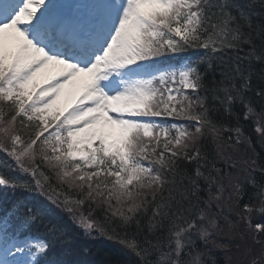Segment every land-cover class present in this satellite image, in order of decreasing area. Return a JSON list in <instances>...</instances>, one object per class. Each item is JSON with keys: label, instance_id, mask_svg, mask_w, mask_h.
Segmentation results:
<instances>
[{"label": "snow or ice", "instance_id": "obj_1", "mask_svg": "<svg viewBox=\"0 0 264 264\" xmlns=\"http://www.w3.org/2000/svg\"><path fill=\"white\" fill-rule=\"evenodd\" d=\"M256 4L264 9V0H0V153L27 177L0 172V187L33 194L0 202V264H88L69 258L51 206L89 235L106 234L97 209L135 225L142 241L114 229L108 238L138 264H207L208 244L224 264H264V220H251L264 216L255 175L264 161L240 125L253 122L264 143ZM221 110L235 124L216 120ZM245 185L258 208L239 204Z\"/></svg>", "mask_w": 264, "mask_h": 264}, {"label": "trees", "instance_id": "obj_2", "mask_svg": "<svg viewBox=\"0 0 264 264\" xmlns=\"http://www.w3.org/2000/svg\"><path fill=\"white\" fill-rule=\"evenodd\" d=\"M234 3L240 4L243 6L246 3H249V0H233ZM252 11L256 13V15L252 16L253 24H259L264 22V9H261L258 4L252 7ZM247 31V29H245ZM256 43L259 44L260 41L256 40ZM247 48V45H245ZM185 58L192 57L196 58V53L189 51L188 53L183 54ZM175 62V61H173ZM260 65H256V75L253 77V87L258 88L260 86H264V81L261 80L260 77ZM206 66L201 65V71H205ZM211 80V73L206 77V81ZM253 99L257 100L258 105L261 103L259 98L253 96ZM209 104H211V98L209 97ZM235 111L243 115V109L239 106H235ZM215 119L218 121H227L229 124H235V120L233 118L225 117L223 115V110H221L220 114L215 116ZM240 125L242 126L244 133L246 136L251 138L252 145L254 147L255 153H259L261 161H264V143L261 142L259 135L254 131V123L251 121H245L243 119L240 120ZM189 171H191L192 166L186 165ZM256 179L261 180L264 177H261L259 173H256ZM254 189L250 185H245V191L243 193V198L239 201L240 205L248 203L250 200L252 203L257 205L258 200L254 198L253 193ZM85 214H87V207L84 209ZM259 218L258 222L264 220V217L258 214ZM93 218L96 219L97 223L104 226L106 229V234H104L105 238H108L109 235L112 234V230L114 229L116 233L119 234L120 237L125 239H136L137 241L143 240V233L138 234L135 225L130 227H125L120 224L118 220L115 218L111 220H106L105 214L99 209L93 212ZM109 239V238H108ZM199 244V241H198ZM200 247H205L202 244H199ZM207 247V246H206ZM93 257H96V260L92 261L91 264H138L137 257L124 245H122L117 239H109V241L105 243L97 242L94 246ZM208 249V247H207ZM207 259V264H224L223 258L221 255L217 253L214 254L211 251L209 252Z\"/></svg>", "mask_w": 264, "mask_h": 264}, {"label": "rangeland", "instance_id": "obj_3", "mask_svg": "<svg viewBox=\"0 0 264 264\" xmlns=\"http://www.w3.org/2000/svg\"><path fill=\"white\" fill-rule=\"evenodd\" d=\"M259 206H260V204H259V202H257L256 207L258 208ZM258 214H259V213H255V214L252 216V218H251V220H252V224H255V223H253V222H254L255 219H257ZM214 238H216V239H218V240H220V241H222V242H225V243L228 242V238H226V237H214ZM207 247H208V249H209L212 253H214V254L217 253L218 255H221V257L223 258V261L226 260V256L224 255V252H223L222 250H219V249L214 248L211 244H208ZM232 252H233L234 254H236V249H235V247L232 248Z\"/></svg>", "mask_w": 264, "mask_h": 264}]
</instances>
